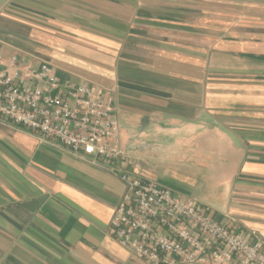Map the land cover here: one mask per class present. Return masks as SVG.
I'll return each mask as SVG.
<instances>
[{"label":"crops","instance_id":"crops-1","mask_svg":"<svg viewBox=\"0 0 264 264\" xmlns=\"http://www.w3.org/2000/svg\"><path fill=\"white\" fill-rule=\"evenodd\" d=\"M0 55L101 87L149 178L264 234V0H0ZM124 191L0 123V264H150L109 234Z\"/></svg>","mask_w":264,"mask_h":264},{"label":"built area","instance_id":"built-area-1","mask_svg":"<svg viewBox=\"0 0 264 264\" xmlns=\"http://www.w3.org/2000/svg\"><path fill=\"white\" fill-rule=\"evenodd\" d=\"M0 123L21 127L41 143L117 172L125 191L109 234L150 264H264V234L151 179L119 146L112 96L98 86L62 83L53 67L0 55Z\"/></svg>","mask_w":264,"mask_h":264}]
</instances>
